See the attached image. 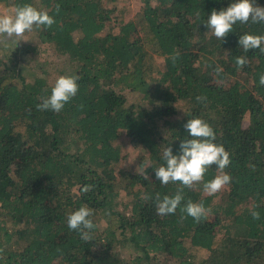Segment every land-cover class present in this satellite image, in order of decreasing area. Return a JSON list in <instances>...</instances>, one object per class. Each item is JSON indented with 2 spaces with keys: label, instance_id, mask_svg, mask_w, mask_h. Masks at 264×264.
I'll use <instances>...</instances> for the list:
<instances>
[{
  "label": "trees",
  "instance_id": "1",
  "mask_svg": "<svg viewBox=\"0 0 264 264\" xmlns=\"http://www.w3.org/2000/svg\"><path fill=\"white\" fill-rule=\"evenodd\" d=\"M117 1L0 0V15L31 4L56 21L0 44V264H264V54L238 43L264 23H237L222 42L205 23L235 0H140L128 19ZM60 76L79 77L76 97L38 110ZM192 118L230 153L232 182L204 193L213 165L175 214L157 215L156 195L181 185H161L155 168L165 148L181 154ZM123 137L134 172L120 166ZM189 200L208 210L199 222L180 210ZM82 206L96 225L87 241L67 227Z\"/></svg>",
  "mask_w": 264,
  "mask_h": 264
},
{
  "label": "clouds",
  "instance_id": "2",
  "mask_svg": "<svg viewBox=\"0 0 264 264\" xmlns=\"http://www.w3.org/2000/svg\"><path fill=\"white\" fill-rule=\"evenodd\" d=\"M59 11V5L56 8ZM264 23V7L259 6L254 0H235L226 9L220 11L212 10L211 15L205 23L211 34L222 42L233 31L237 23L247 24ZM55 19L47 11H41L31 4H25L17 7L14 15H0V36H4L5 45L8 39L13 37H23L26 32H32L34 28H50ZM239 46L245 52L259 49L264 54V35L243 34L239 37ZM235 63L238 69H242L248 63L244 56H237ZM223 69L219 66L216 68L217 74ZM77 76H60L51 89V95L43 98L42 102L37 105L38 110H51L59 113L65 105L76 97L79 91ZM259 84L264 86V74L259 77ZM197 101L206 99L198 96ZM190 139L181 142V154L173 155L172 149L167 147L163 151V158L166 165L155 168V176L161 185L169 183H179L174 196L165 195L161 199L160 194L156 195V212L157 215L165 216L175 214L184 200L182 195L183 189L193 188L204 181L207 170L215 165L218 174L211 181L203 183V191L208 195H215L225 186L230 185L232 176L224 170L230 165V153L225 147L214 143L216 136L213 128L200 118H192L185 124ZM145 179H149L147 174ZM84 191H88L86 187ZM182 213L190 216L197 222L207 215L208 210L203 203H194L189 200L181 209ZM94 212L87 206H82L78 210L67 216V227L70 230L77 231L85 241L91 239V231L96 227L93 219ZM251 215L254 220H260V213L252 211ZM186 216L182 215L181 220Z\"/></svg>",
  "mask_w": 264,
  "mask_h": 264
},
{
  "label": "rangeland",
  "instance_id": "3",
  "mask_svg": "<svg viewBox=\"0 0 264 264\" xmlns=\"http://www.w3.org/2000/svg\"><path fill=\"white\" fill-rule=\"evenodd\" d=\"M116 7L118 10H125L124 13V18L128 19L134 16V14H136L140 8H141V2L140 0H118L115 3ZM112 25H114L113 23L111 24V26L108 27V31L109 30H114L115 32H117L119 30V28L117 27V25L115 27H113ZM107 31L105 33H103L104 35H106ZM14 38V37H13ZM31 36L28 37V39H23L24 40H30ZM6 38L4 36H0V44L2 43L3 40H5ZM22 41V42H23ZM27 42V41H25ZM10 42H8L6 45H9ZM11 44V43H10ZM46 46V45H44ZM50 51L51 49H47L46 53L50 55ZM48 59L54 63L53 58L51 57V55L48 57ZM45 59H38L34 58L32 61L28 62V66L29 68H32L33 66H39L40 64H42L41 62H44ZM161 61V59H160ZM46 65L47 68H49V64L45 62L44 66ZM43 67V66H42ZM121 144L122 146V160L120 163L121 168L127 170V171H132L134 172L135 170L138 169V161L140 158L139 152L137 149L133 148L127 138H124L121 140ZM221 174V173H219ZM228 188L225 186V188H223L220 193L224 194L225 192H227ZM105 219H101V222H103Z\"/></svg>",
  "mask_w": 264,
  "mask_h": 264
}]
</instances>
